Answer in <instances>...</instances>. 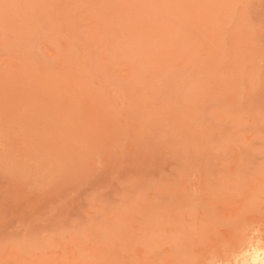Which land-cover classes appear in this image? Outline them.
I'll list each match as a JSON object with an SVG mask.
<instances>
[{"label":"rangeland","instance_id":"1","mask_svg":"<svg viewBox=\"0 0 264 264\" xmlns=\"http://www.w3.org/2000/svg\"><path fill=\"white\" fill-rule=\"evenodd\" d=\"M258 250L264 0H0V264Z\"/></svg>","mask_w":264,"mask_h":264},{"label":"bare ground","instance_id":"2","mask_svg":"<svg viewBox=\"0 0 264 264\" xmlns=\"http://www.w3.org/2000/svg\"><path fill=\"white\" fill-rule=\"evenodd\" d=\"M263 255H264V251L258 250V252L256 253L255 258L253 260V264H264V256Z\"/></svg>","mask_w":264,"mask_h":264}]
</instances>
